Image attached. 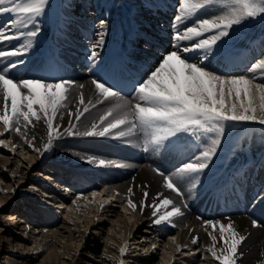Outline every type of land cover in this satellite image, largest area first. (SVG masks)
I'll list each match as a JSON object with an SVG mask.
<instances>
[{"label":"bare ground","instance_id":"6f19581e","mask_svg":"<svg viewBox=\"0 0 264 264\" xmlns=\"http://www.w3.org/2000/svg\"><path fill=\"white\" fill-rule=\"evenodd\" d=\"M134 2L136 1L122 2L129 9L136 8V12L128 9L124 12V19L127 18L128 13V26L137 21V26L128 30V36L131 33L132 35L144 33L141 26H145V22L151 19V17L146 19L142 13L141 15L138 13L141 10L137 3H140L141 0L131 5ZM115 3L114 1V6H112L109 4V0H101V3L88 0H67V12L76 9L75 12L81 13L83 17L75 15L76 17L71 19L63 12L65 7L63 0L61 2L63 7H55L54 10L49 9L48 1L43 13L35 18V23L40 31L37 37L32 38L33 47L29 50V54L39 51L49 32L56 29V26L65 23L68 31L72 32L76 29L77 24H86L85 21L89 20L91 15L89 10L92 8L96 14L95 20L99 19L104 22L103 27L100 21V25L94 30L96 33L95 43L106 46L119 26V19L110 14L117 10ZM158 20L160 21H156V23L159 25L150 29L156 33H152L150 36V32H147L148 35L145 36L147 42L157 45L159 41L156 37L159 38L158 35L163 32L160 25H170L169 21L162 16ZM150 22L154 23V21ZM6 23L7 21L2 23L0 20V25ZM32 27V25L29 26V28ZM236 27L238 26L233 28ZM101 32H103L102 43H100ZM227 38L230 39L225 44L223 55L219 58L218 56L209 57L204 62L208 63L209 60H213L216 68L210 67L211 70L216 71L220 67L232 68L231 64L236 61L237 66H242L248 60L250 56L248 51L250 50L247 47L243 49L245 44L236 47L232 43L237 40V37L230 34L222 40ZM19 43H23V38L19 40ZM252 43L256 46L255 56H258L259 51L264 48V36L254 39ZM124 45L127 46V43ZM129 45L131 44L129 43ZM0 48L3 46L0 45ZM151 51H156V49ZM238 51H241L244 56L234 59L239 55ZM142 52L146 55L151 54L148 50ZM235 53L237 54L232 56ZM155 54L158 58L160 56L159 59L157 58L158 60L156 59V67L163 55L158 51ZM16 60L19 59L9 58L8 61L0 64V67ZM220 62L223 65H220ZM10 71L13 73L14 68ZM256 73L259 74V78L264 79V72L256 71ZM243 74L249 77L248 75L253 73L249 69L247 74ZM70 81L74 91L69 96L68 108L64 110V119L61 121L62 128L69 126L67 112L75 111L76 97L81 91L86 98L92 97L95 102V86L84 71L73 74ZM262 82L264 83V81ZM81 84L84 85L83 89L78 87ZM126 101L134 103L136 99L131 96H117L110 101L97 104L95 108L91 109V113L85 114L86 118L78 124L79 130L82 132L86 127L90 128L91 123L98 121L99 115L107 108ZM243 123L253 124L252 126L258 130L264 127L255 122ZM2 130V126H0V131ZM179 135L184 138L187 136L186 133ZM215 135L213 134V138ZM32 136H35L33 144L43 151L42 144L47 141V135L46 126L42 122L37 123L35 128L29 130L28 138L31 139ZM0 139L12 142L7 148L0 145V205H2V209L4 206L10 205L14 198L13 195L18 193L21 194L20 198L24 197L20 200L22 203L15 205L17 213L2 214L0 212V229H5L4 232H7V226L16 227L21 234L7 236L9 240L12 238L13 245L7 244L6 246L12 248L9 254L3 256L5 260L6 257L8 258L6 264H74V262L75 264H119V260H123V264H218L206 251V247L211 244L207 232H211L213 229L210 225H206L205 221H220L221 223L231 221L237 231L246 237L239 247V252L243 255L237 256V264H264V217L253 208L242 212L232 211L227 214H218L213 218L197 217L193 211L195 206L193 207L192 199L205 190L208 182H213L221 172L222 176H225L236 169L232 163L224 166L226 164L224 141L218 146L209 166L203 172L193 174L198 176L195 187H192L194 181L187 178L180 181L182 197H177L175 193L163 187L162 177L153 171L154 168H158V164L151 158L150 153L142 152L145 141L142 134L122 138H117L115 132L104 137L63 135L53 141L52 147L43 154L28 148L15 133H4ZM249 142L251 147L256 148V156L262 163V154H260L262 145L253 138L251 141L248 140ZM12 144L17 145L15 151L10 150ZM138 146L141 148L137 151ZM202 150L203 148L195 151L193 159ZM89 156L94 157L96 162L89 163L87 161ZM100 159L115 161L124 166H101L98 163ZM255 163L254 166L257 167L258 164ZM160 171L166 175H172L175 172L171 168H160ZM36 176L39 179L42 178L44 182L37 180ZM129 187L134 192L131 199L138 205L136 211L127 207ZM143 191L149 193L145 204L151 205L157 193H163L176 201L184 215L173 218L171 223L154 224L152 221L155 217L152 216L153 209L151 207H145L143 212L139 210V201L143 199ZM94 192L97 193L95 197L92 196ZM67 193H70L71 196L65 197ZM259 193L258 197L261 200L264 198V178ZM54 198H56L55 201ZM184 204L187 205L186 208L183 207ZM101 205H103L102 208ZM253 220L257 224L255 227L252 223ZM159 234L161 239L156 237ZM173 236L176 237L175 243L172 241ZM193 237L198 238L197 244L192 243ZM138 239L141 240L138 241ZM133 243H137V246H132ZM154 243H158L157 253L152 252V250L156 251L152 248ZM124 245H127V251L121 256L119 249ZM177 245L181 246L180 251H177ZM146 249L150 252L146 253Z\"/></svg>","mask_w":264,"mask_h":264},{"label":"snow or ice","instance_id":"6c2138e0","mask_svg":"<svg viewBox=\"0 0 264 264\" xmlns=\"http://www.w3.org/2000/svg\"><path fill=\"white\" fill-rule=\"evenodd\" d=\"M178 15L176 24L198 16L209 6L220 5L222 11L210 17L197 19L193 26L185 27L181 32L173 34L172 50L163 54L158 66L135 86L136 102L126 101L116 103L107 108L92 122L90 128L80 131L78 124L90 114L97 104L110 101L118 93L107 86L105 82L93 79L95 86V102L92 97H85L81 91L76 97L75 111H68L69 126L63 127L61 121L69 104V96L73 93L71 81L64 79L48 80L43 76L17 78L10 69L16 64L8 63L0 67V136L4 133H15L35 152H47L58 138L63 135L73 136H109L115 132L117 138L143 135L146 144L162 145L170 138L180 133L196 135L198 130L215 131L199 155L192 161L182 163L172 175L153 169L162 177L163 187L182 197L180 181L187 178L195 187L199 174L209 166V162L217 152L221 136L225 130V122H255L264 125V83L256 82L255 76L221 75L205 66V61L214 54V48L224 37L230 35L234 26H239L250 18H264V0H177ZM48 0H0V14H8L10 19L5 25H0V45L5 42L23 43L12 48H0V64L10 57H21L32 47V38L37 37L40 29L35 23L45 10ZM103 21L101 26L103 27ZM32 25V28L29 26ZM206 33L212 35L205 37ZM102 43L103 32L100 33ZM182 42H188L186 45ZM93 59L97 52L92 51ZM252 72H264V58H260L250 69ZM80 89L84 85H78ZM91 106V107H90ZM46 126L47 141L42 149L33 144L35 136L28 138V132L37 123ZM62 129V130H61ZM12 143L0 139V145L5 148ZM17 145L12 144L11 151ZM89 163H94V157H87ZM99 165H114L123 167L115 161L100 159ZM147 187V186H144ZM129 199L127 207L137 210V203L131 199L133 189L128 188ZM97 193H92L95 197ZM149 193L143 191V199L139 201V210L145 207L153 209L154 224L171 223L173 218L182 217L184 212L176 201L157 193L151 205L145 204ZM79 198V197H78ZM75 203V201H73ZM103 205H101V208ZM187 207L186 204L183 205ZM199 219V218H198ZM257 226L256 221H252ZM213 231L207 232L211 244L206 251L218 264H237V256L243 255L239 247L246 237L239 233L231 221H205ZM218 226V234H217ZM207 231V228L205 229ZM173 243L176 237H172ZM192 243L197 244L198 238L193 237ZM155 247V246H153ZM181 246L177 245V251ZM127 245L119 249L123 256ZM123 264V260H119Z\"/></svg>","mask_w":264,"mask_h":264},{"label":"rangeland","instance_id":"374dc122","mask_svg":"<svg viewBox=\"0 0 264 264\" xmlns=\"http://www.w3.org/2000/svg\"><path fill=\"white\" fill-rule=\"evenodd\" d=\"M55 1V0H54ZM59 0H56L55 2H51L49 5L52 7H57L56 3L58 2ZM65 2V7H64V13L66 15H68L71 19L75 18L76 16L75 15H78L76 11V9H72V11L70 12H67L66 10V1L67 0H63ZM89 2H97V3H101V0H88ZM112 1V2H111ZM116 3H115V7L117 6V4H122L123 1H127V0H114ZM114 1L113 0H109V4H111L112 6H114ZM136 2H138L137 0H134ZM61 2L62 0L60 1V5H61ZM63 6V5H62ZM126 7V6H125ZM212 10L211 8H208L209 9V12L211 13L213 10H216L214 12V15L216 14H219L223 9L220 5H214L212 6ZM80 14V13H79ZM251 29V30H250ZM230 34H232L233 36L237 37V40H235L232 44H234L236 47L237 46H240L241 44H243L244 42H247L249 39L251 38H256V37H259L261 35H264V18H250L248 21L242 23L241 25H239L238 27L236 28H232L230 30ZM230 38H227V39H224L222 41L219 42L220 45H217L215 49H221L220 50V54L218 55V58L223 55V50L226 46V42L229 41ZM261 50H264V48H262ZM264 55V51L262 52V54H260L256 59H255V62L256 63L260 58H262ZM221 63V62H220ZM253 63V64H254ZM208 66L207 68L210 69V67H216V65L214 64L213 60H209L208 61ZM252 64V65H253ZM214 65V66H213ZM252 67V66H251ZM250 67V69H251ZM249 71V68L244 70L242 73H240L239 75H242L243 73L247 74ZM252 72V71H251ZM253 74L252 75H248L249 77H252L253 75L255 76V80L256 82H261V81H264V79H261L259 78V74L256 73V72H252ZM223 75V74H221ZM244 75V74H243ZM227 76V75H225ZM263 83V82H262ZM118 96V95H117ZM253 125V124H252ZM250 125V124H245L243 122H230V123H225V130L221 136V143L224 141H227L229 142L228 144L230 145V148L235 144L234 140L239 137V136H244V135H248L246 134L247 132L249 131H253V126ZM264 126V125H263ZM256 132H257V139L261 141L264 140V127L263 129L261 128L260 130H258L257 128H255ZM247 131V132H246ZM198 132V131H197ZM212 134V135H211ZM213 134H216L215 131L214 132H210V136H212L211 138H213ZM226 135H227V138H226ZM226 138V139H225ZM225 139V140H224ZM211 140V139H210ZM210 143V141L206 144L208 145ZM205 145V146H206ZM261 146V150H260V154H262V156H264V143H260ZM260 149V148H259ZM258 149V150H259ZM253 153V152H252ZM239 156H241L242 154L239 153L238 154ZM252 157V155H251ZM250 158V157H249ZM256 164H258V159L256 160ZM37 177V176H36ZM37 180H40V181H43L42 178H38L37 177ZM44 182V181H43ZM62 194V193H60ZM21 194H17V195H13L14 198L13 200L11 201V204L10 205H7V206H4V208L2 209V205H0V212H2V214L4 213H12V214H15V212L17 210H15V205L16 204H20V200L23 199L24 197L20 198ZM68 196H71L70 193H67L65 195V197H68ZM56 198H54V201H55ZM66 200H68L69 198H65ZM65 200V201H66ZM22 203V202H21ZM17 213V212H16ZM6 228V227H5ZM7 232H4V230L0 229V264H6V262L8 261V258L6 257V260L5 258H3V256H5L6 254H9V252L12 250L11 247H6L7 244H10L11 246L13 245V243L11 242L12 241V238L9 240V238H7V236H15V235H18L20 234V231L18 229L13 228V227H10V226H7ZM21 235V234H20ZM158 239H161V236L160 234L156 236ZM141 239H138V241H140ZM159 242V241H158ZM131 243V242H130ZM137 243H133L132 246L136 247ZM155 246V247H153ZM152 248L156 251H153V253H157V249H158V243L157 244H153ZM147 250V249H146ZM15 252V251H14ZM150 250H147L146 253H149ZM15 254V253H14ZM75 264V262H74Z\"/></svg>","mask_w":264,"mask_h":264}]
</instances>
